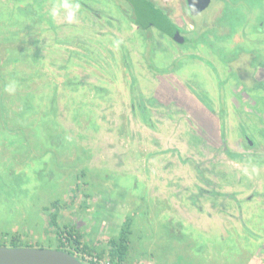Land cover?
<instances>
[{"label":"rangeland","instance_id":"374dc122","mask_svg":"<svg viewBox=\"0 0 264 264\" xmlns=\"http://www.w3.org/2000/svg\"><path fill=\"white\" fill-rule=\"evenodd\" d=\"M152 1L191 39L150 29L163 74L121 0H0V246L264 264V0Z\"/></svg>","mask_w":264,"mask_h":264},{"label":"trees","instance_id":"16d2710c","mask_svg":"<svg viewBox=\"0 0 264 264\" xmlns=\"http://www.w3.org/2000/svg\"><path fill=\"white\" fill-rule=\"evenodd\" d=\"M125 3L128 7L127 11L124 13L133 22L138 28L143 30L145 37V48H148L149 57L147 67L150 71L163 74L164 71H160L153 62V49L151 47L152 44V37L150 36L151 33L149 32L151 28L156 29L161 34H164L171 37L172 40L177 43L179 46H185L191 42L190 37H188V33L174 25L169 17L167 16L166 12L157 6L152 0H121ZM23 16L29 21L30 23H41V18L34 14L33 10L30 6H28L25 11L23 10ZM22 12V13H23ZM225 23V22H224ZM228 27V25H219L217 28L214 29V36L216 38H220V32H222V28L220 27ZM220 27V28H219ZM229 28V27H228ZM219 31V32H218ZM219 33V34H218ZM226 35L229 32L225 33ZM224 35V34H223ZM225 35V36H226ZM224 36V37H225ZM188 37V38H187ZM170 72V71H169ZM168 73V72H166ZM25 149H30L26 145L24 146ZM229 157L235 159V156L229 154ZM54 215L52 216V224H54ZM123 230V229H122ZM58 237L60 238L58 250H62L68 252L71 255L81 254L88 257H91L89 261L90 264H100L98 262H94L93 258H96L99 261H102L103 264H126L128 249H129V239L128 233L123 231L121 235L117 238H113L108 242V249L100 251L96 249L89 248L86 244H82L80 242V238L78 235L75 234L73 229H64L59 232ZM16 245H13L15 247ZM102 257H106L107 261H103Z\"/></svg>","mask_w":264,"mask_h":264},{"label":"water","instance_id":"95a60500","mask_svg":"<svg viewBox=\"0 0 264 264\" xmlns=\"http://www.w3.org/2000/svg\"><path fill=\"white\" fill-rule=\"evenodd\" d=\"M190 16L206 10L211 0H186ZM170 39H172L170 37ZM0 264H83L68 252L37 247L0 246Z\"/></svg>","mask_w":264,"mask_h":264},{"label":"clouds","instance_id":"9594fccd","mask_svg":"<svg viewBox=\"0 0 264 264\" xmlns=\"http://www.w3.org/2000/svg\"><path fill=\"white\" fill-rule=\"evenodd\" d=\"M79 8L78 4H74L71 2H68V0H65L64 3L59 5H54L51 10L52 16H57L60 14V11L63 9L66 11L67 19L72 20L75 17V14Z\"/></svg>","mask_w":264,"mask_h":264},{"label":"built area","instance_id":"2783aa9c","mask_svg":"<svg viewBox=\"0 0 264 264\" xmlns=\"http://www.w3.org/2000/svg\"><path fill=\"white\" fill-rule=\"evenodd\" d=\"M74 257H76L83 264H90L89 261L91 260V257L85 256V255H81V254H77V253H75ZM93 261L94 262H98L100 264H103L102 261H99L96 258H93Z\"/></svg>","mask_w":264,"mask_h":264},{"label":"crops","instance_id":"0c3cea01","mask_svg":"<svg viewBox=\"0 0 264 264\" xmlns=\"http://www.w3.org/2000/svg\"><path fill=\"white\" fill-rule=\"evenodd\" d=\"M122 173H128V170H124V171H121ZM122 182H119V184H121ZM162 190V189H161ZM160 194H161V196L162 195H164L165 194V192H160ZM161 199H162V197H161ZM161 202V201H160ZM161 203H158L157 205H160ZM162 210L160 209V212H161ZM113 223H116V220L114 219V222ZM83 233H87V232H83ZM28 246V245H27ZM29 247V246H28Z\"/></svg>","mask_w":264,"mask_h":264},{"label":"flooded vegetation","instance_id":"af4514ba","mask_svg":"<svg viewBox=\"0 0 264 264\" xmlns=\"http://www.w3.org/2000/svg\"><path fill=\"white\" fill-rule=\"evenodd\" d=\"M185 3H186V0H185ZM186 6H187V3H186ZM187 9H188V7H187ZM196 17V16H195ZM178 27V26H177Z\"/></svg>","mask_w":264,"mask_h":264}]
</instances>
